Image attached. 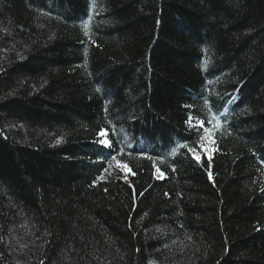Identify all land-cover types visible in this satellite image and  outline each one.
Returning <instances> with one entry per match:
<instances>
[{"label": "trees", "instance_id": "1", "mask_svg": "<svg viewBox=\"0 0 264 264\" xmlns=\"http://www.w3.org/2000/svg\"><path fill=\"white\" fill-rule=\"evenodd\" d=\"M0 264H264V0H0Z\"/></svg>", "mask_w": 264, "mask_h": 264}, {"label": "snow or ice", "instance_id": "2", "mask_svg": "<svg viewBox=\"0 0 264 264\" xmlns=\"http://www.w3.org/2000/svg\"><path fill=\"white\" fill-rule=\"evenodd\" d=\"M190 123V122H189ZM190 127H199V128H203V122H201L198 126H193L191 125L190 123ZM205 134L207 133V130L205 129L204 130ZM197 135L198 137H200V147H203V144H202V141L204 139V135H202L200 132H197ZM106 136H107V130H101V132L98 134V143L101 144L103 147L105 148H109L111 149L112 148V144H111V141H108L106 139ZM99 137H105V139H99ZM189 151L193 152V155L195 156V149L192 148V149H189ZM196 159H199L198 156H195ZM112 159H115V157L113 156Z\"/></svg>", "mask_w": 264, "mask_h": 264}, {"label": "bare ground", "instance_id": "3", "mask_svg": "<svg viewBox=\"0 0 264 264\" xmlns=\"http://www.w3.org/2000/svg\"><path fill=\"white\" fill-rule=\"evenodd\" d=\"M218 85V84H217ZM216 85V86H217ZM225 89H229L228 88V86H225L224 87ZM226 91V90H225ZM220 89L218 88V87H216V89L214 90V93L212 92V91H210L208 94H207V96L205 97V98H203V111L206 109V106H207V104L209 103V100L211 99V98H213V97H215V96H217V95H220ZM223 93V92H222ZM217 99V98H216ZM218 100V99H217ZM226 107H227V105L226 104H224V109H226ZM223 109V110H224ZM220 118V116H217V119H219ZM111 123V125L112 126H116L115 125V123L114 122H110ZM212 127H214V126H212ZM202 130H205V128H202ZM101 131V130H100ZM98 138V137H97ZM208 138H211V134L210 135H208ZM215 140L214 139H212V140H210V142L207 144V145H209V146H211L210 148H212V145H211V143L212 144H215L216 142H214Z\"/></svg>", "mask_w": 264, "mask_h": 264}, {"label": "rangeland", "instance_id": "4", "mask_svg": "<svg viewBox=\"0 0 264 264\" xmlns=\"http://www.w3.org/2000/svg\"><path fill=\"white\" fill-rule=\"evenodd\" d=\"M203 150H204L205 153H208L209 155L211 154L210 146H209V145H205V146L203 147Z\"/></svg>", "mask_w": 264, "mask_h": 264}]
</instances>
